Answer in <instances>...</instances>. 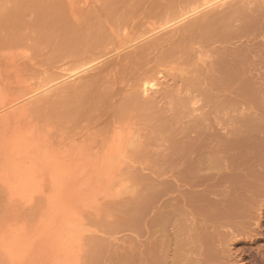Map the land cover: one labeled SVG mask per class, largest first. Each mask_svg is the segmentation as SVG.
<instances>
[{
	"label": "rangeland",
	"instance_id": "rangeland-1",
	"mask_svg": "<svg viewBox=\"0 0 264 264\" xmlns=\"http://www.w3.org/2000/svg\"><path fill=\"white\" fill-rule=\"evenodd\" d=\"M203 1L0 0V106L15 101L0 107V176L17 125L36 128L47 144L39 151L91 165L73 195L76 264H264V0H223L170 24ZM235 49L249 51L247 68ZM74 68L84 72L63 85ZM7 191L0 186V240L49 209L46 196L25 206Z\"/></svg>",
	"mask_w": 264,
	"mask_h": 264
},
{
	"label": "bare ground",
	"instance_id": "bare-ground-1",
	"mask_svg": "<svg viewBox=\"0 0 264 264\" xmlns=\"http://www.w3.org/2000/svg\"><path fill=\"white\" fill-rule=\"evenodd\" d=\"M205 1H207V2H205ZM208 1H210V2H208ZM211 1H214V0H204L202 3H200V4H198L197 5V7L198 8H196V6H195V8H193V9H188L187 11H184L182 14H179V16L176 18V20L177 21H172L170 24L171 25H174V24H176V23H180V21H182V20H186L187 19V17L189 18L191 15H195V14H198V13H200V9H203L202 7L203 6H205V7H207V6H209L210 8H211V4H212V6L214 5H219L220 3H222L223 2V0H216V1H214V2H211ZM226 1V0H225ZM246 1V0H245ZM250 1V0H249ZM157 2V1H156ZM244 2V1H243ZM205 3V4H204ZM155 4V3H154ZM160 4V3H159ZM163 4V3H162ZM167 4V3H166ZM175 4V3H174ZM204 4V5H203ZM245 4V3H244ZM199 5H202V6H199ZM250 5V4H249ZM184 6V5H183ZM169 7V6H168ZM185 7H187V6H185ZM191 7V6H190ZM205 7H204V9H205ZM208 7V8H209ZM263 7V6H262ZM200 8V9H199ZM216 8V7H215ZM198 9V11H195V10H197ZM207 9V8H206ZM213 9V8H212ZM211 9V10H212ZM217 9V8H216ZM186 10V9H185ZM208 10V9H207ZM215 10V9H214ZM151 11V10H150ZM168 11V10H167ZM181 11V10H180ZM204 11V10H203ZM251 11V10H250ZM198 12V13H197ZM242 12V11H241ZM254 12V11H253ZM150 13V12H149ZM205 13V12H204ZM264 13V12H263ZM167 14V13H166ZM165 14V15H166ZM201 14V13H200ZM206 14V13H205ZM258 14V13H257ZM256 14V15H257ZM248 15V14H247ZM253 15V14H252ZM175 16V15H174ZM177 16V15H176ZM205 16V15H204ZM238 16V15H237ZM259 16V15H258ZM196 17V16H195ZM201 17V16H200ZM206 18V17H205ZM214 18V17H213ZM218 18V17H217ZM216 18V19H217ZM241 18V17H240ZM172 19H173V17H172ZM190 19V18H189ZM219 19H221L220 17H219ZM244 19V18H243ZM168 20V19H167ZM174 20V19H173ZM188 20V19H187ZM186 20V21H187ZM214 20H215V18H214ZM185 21V22H186ZM223 21V20H222ZM252 21V20H251ZM257 21V20H256ZM163 22V21H162ZM168 22V21H167ZM221 22V21H220ZM226 22V21H225ZM241 22V21H240ZM250 22V21H249ZM166 23V22H165ZM178 23V24H179ZM183 23V22H182ZM216 23H218V21L216 22ZM229 23V22H228ZM231 23V22H230ZM247 23V22H246ZM261 23V22H260ZM167 25L166 26H168V23H166ZM170 24H169V26H170ZM199 24V23H198ZM203 24V23H202ZM206 24H207V22H206ZM220 24V23H219ZM254 24H255V22H254ZM197 25V24H196ZM195 25V26H196ZM200 25V24H199ZM198 25V26H199ZM245 25V24H244ZM249 25H251V24H249ZM262 25V24H261ZM76 26V25H75ZM157 26V25H156ZM159 26H161L160 24H159ZM168 26V27H169ZM200 26H202V25H200ZM207 26V25H206ZM215 26H217L216 24H215ZM223 26V25H222ZM254 26H256V25H254ZM259 26H260V24H259ZM163 27V26H162ZM161 27V28H162ZM164 27H165V25H164ZM167 27V28H168ZM209 27V26H208ZM244 27V26H243ZM248 26H246V28H247ZM251 27H253V26H251ZM258 27V26H257ZM79 28V27H78ZM153 28V27H152ZM172 28V27H171ZM202 28V27H201ZM200 28V29H201ZM255 28V27H254ZM70 29V28H69ZM147 29V28H146ZM160 28H156V30L154 29V31L153 32H150L151 34L152 33H156V32H158V30H159ZM163 29V28H162ZM176 30V29H175ZM220 30H221V28H220ZM227 30V29H226ZM240 30V29H239ZM252 29H250V30H248V31H251ZM254 30V29H253ZM253 30H252V32L251 33H253ZM259 30V29H258ZM146 31V30H145ZM216 31V30H215ZM242 31L243 30H241V31H238V34H239V32H241L242 33ZM244 31H245V33L244 34H247L246 32H248L247 30H245L244 29ZM243 31V32H244ZM144 31H142V33H143ZM147 32V31H146ZM171 32V31H170ZM222 32V31H221ZM221 32H220V36H221ZM137 33V32H136ZM163 33V32H162ZM226 33H229V32H226ZM260 33V32H259ZM151 34H149V35H151ZM158 34V33H157ZM204 34V33H203ZM237 35V36H233V35ZM238 34L237 33H233V34H223L224 35V37L223 38H225L226 36L225 35H228V37L229 36H231L232 37V39L234 40V38L236 37H238ZM243 33L242 34H239V35H242V37H244L245 35H244ZM136 35V34H135ZM213 35H215V34H213ZM212 35V36H213ZM244 35V36H243ZM254 35V34H253ZM260 35V34H259ZM259 35H257V36H259ZM130 36V35H129ZM141 36V35H140ZM153 36V35H152ZM247 37L249 36L248 34L246 35ZM245 36V37H246ZM256 36V37H257ZM230 37V38H231ZM234 37V38H233ZM240 37V36H239ZM238 37V38H239ZM253 37V36H252ZM143 38V37H142ZM155 38V37H154ZM200 38V37H199ZM210 38V37H209ZM221 38H222V36H221ZM229 38V39H230ZM241 38V37H240ZM254 39H255V37H253ZM152 39L153 38H151V40L150 41H152ZM187 39V38H186ZM215 39V38H214ZM217 39V38H216ZM229 39H226L227 40V43H229L230 42V40ZM231 39V40H232ZM242 39V38H241ZM240 39V40H241ZM257 39V38H256ZM148 40H149V38H148ZM193 40V39H192ZM196 40V39H195ZM221 40V39H220ZM225 40V39H224ZM228 40H229V42H228ZM236 40V39H235ZM237 40H239V39H237ZM236 40V41H237ZM239 40V41H240ZM245 40H246V38H245ZM245 40L243 41V43L245 44L246 42H245ZM248 40V39H247ZM246 40V41H247ZM250 40V39H249ZM258 40V39H257ZM131 41H133V39L131 40ZM134 41H135V39H134ZM198 41V40H197ZM218 41V40H217ZM236 41H235V43H236ZM253 41V40H252ZM251 41V42H252ZM136 42V41H135ZM224 42V41H223ZM222 42V43H223ZM234 42V41H233ZM232 42V43H233ZM249 42V41H248ZM247 42V43H248ZM256 42V41H255ZM151 43V42H150ZM186 43H187V41H186ZM219 44H220V46H221V44L222 43H220V42H218ZM242 43V40L240 41V43H239V45L240 44H243ZM253 43V42H252ZM134 44V43H133ZM137 44V43H136ZM155 44V43H154ZM205 44V43H204ZM213 44H215V43H213ZM225 44H226V42H225ZM238 44V43H237ZM243 44V45H244ZM256 44V43H255ZM262 44V43H261ZM138 45V44H137ZM185 45V44H184ZM203 45V44H202ZM223 45V44H222ZM227 45V44H226ZM229 45H232L231 43H229ZM234 45H236V44H234ZM238 45V46H239ZM242 45V46H243ZM248 45H249V43H248ZM135 46V45H134ZM228 46V45H227ZM226 46V47H227ZM237 46V47H238ZM245 46V45H244ZM129 47V46H128ZM246 47V46H245ZM255 46L253 45V48H254ZM113 48V47H112ZM133 48V47H132ZM218 48V47H217ZM225 48V47H224ZM229 48V47H228ZM232 48V47H231ZM230 48V49H231ZM255 48H257V47H255ZM259 48V47H258ZM145 49V48H144ZM219 49V48H218ZM234 49V48H233ZM147 50V49H146ZM211 50V49H210ZM217 50V49H216ZM221 50V49H220ZM226 50V49H225ZM236 50V49H235ZM235 50H234V52H235ZM245 50V49H244ZM244 50H242L243 52V56H242V53H240L241 52V50L240 51H238L237 52V50H236V52L238 53L237 54V56L239 57V59H242V60H240V63L242 64V61L245 59V60H247V57L246 56H248V55H246L245 53H248V52H245ZM252 50V49H251ZM117 51V50H116ZM134 51V50H133ZM138 51V50H137ZM186 51V50H185ZM230 51H232V50H230ZM99 52V51H98ZM135 52V51H134ZM188 52H189V50H188ZM193 52V51H192ZM225 52H229L228 50H226ZM251 52V51H250ZM255 52H256V54H254L256 57L257 56H259L258 54H257V51L255 50ZM263 52V51H262ZM94 53V52H93ZM105 53V52H104ZM140 53H141V51H140ZM232 54H233V51L231 52ZM231 53H229V54H231ZM241 54V57H243V58H241L239 55ZM259 53V52H258ZM113 54V53H112ZM121 54V53H120ZM196 54V53H195ZM217 54V53H216ZM228 54V55H229ZM251 54H252V52H251ZM109 55H111L110 53H109ZM117 55V54H116ZM186 55V54H185ZM190 55V54H189ZM197 55V54H196ZM206 55V54H205ZM204 55V56H205ZM227 55V54H226ZM226 55H225V58H226ZM262 55H264V54H262ZM191 56V55H190ZM209 56V55H208ZM208 56H206V57H208ZM220 56H221V54H220ZM223 56V55H222ZM222 56L220 57V58H222ZM231 56V55H230ZM237 56H236V58L235 59H237ZM249 56H250V54H249ZM252 56V55H251ZM116 57V56H115ZM186 57H188V56H186ZM228 57V56H227ZM234 57H235V55H234ZM245 57V58H244ZM88 58V57H87ZM96 58V57H95ZM90 59L89 60V62L87 61V62H85L84 64H83V62H82V65H80L81 67L84 65V68L82 67L81 69L83 70V69H85L86 67H89V66H93V65H95L96 63V59ZM110 58V57H109ZM194 58V57H193ZM192 58V59H193ZM231 58V57H230ZM232 58H233V56H232ZM249 58V57H248ZM251 58H253V57H251ZM261 58V57H260ZM259 58V59H260ZM125 59V58H124ZM234 59V61H235V63H237L238 62V64H240L239 63V59H238V61L236 62V60ZM256 59V58H255ZM258 59V58H257ZM87 60V59H86ZM98 60V59H97ZM100 60V59H99ZM121 60V59H120ZM233 60V59H232ZM231 60V61H232ZM250 60V59H249ZM253 60V59H252ZM80 61H82V60H80ZM84 61V60H83ZM190 61V60H189ZM188 61V62H189ZM229 61H230V59H229ZM234 61L233 62H231L232 64H235L234 63ZM218 62V61H217ZM220 62V61H219ZM224 62V61H223ZM244 62V67H246V65L248 66V60H247V62L246 61H243ZM245 62H246V65H245ZM251 62V61H250ZM249 62V64H252V63H250ZM253 62H256V60H253ZM257 62H258V60H257ZM77 63H79V62H77ZM87 63V64H86ZM89 63H90V65H89ZM98 63H100V62H98ZM112 63V62H111ZM225 63H228V62H225ZM224 63V64H225ZM201 64V63H200ZM218 64V63H217ZM216 64V65H217ZM222 64V63H221ZM85 65H86V67H85ZM189 65V64H188ZM202 65V64H201ZM226 65V64H225ZM237 65V64H236ZM235 65V66H236ZM243 65H240L241 66V69H243ZM253 65V64H252ZM252 65H251V67H252ZM80 66H79V68H80ZM96 66V65H95ZM197 66V65H196ZM207 66H209V65H207ZM218 66V65H217ZM227 67H228V65H226ZM225 66V67H226ZM230 66V65H229ZM233 66V65H232ZM150 67V66H149ZM152 67V66H151ZM193 67V66H192ZM221 67V66H220ZM237 68L239 67V66H236ZM235 67V70H239V69H237ZM76 69L78 68V67H75ZM74 68V69H75ZM189 68V67H188ZM204 68V67H203ZM247 68V67H246ZM250 68V67H249ZM75 69V70H76ZM81 69L79 70L78 69V71L76 70H74L73 72H71V73H67V74H65L64 73V75H62L61 76V82L62 83H64V82H66V81H68V83H69V81H73V80H76V78L77 77H80L79 75H81L82 74V72H84V71H82V72H80L81 71ZM87 69H89V68H87ZM87 69H85V71L87 70ZM91 69V68H90ZM217 69H219V68H217ZM225 69H227V68H225ZM225 69H224V72L222 73V71L220 70V72L222 73V74H225L226 72H230V71H226L225 72ZM232 69V68H231ZM251 69V68H250ZM229 70H230V68H229ZM234 72H232V74H234L235 73V75L238 73L239 74V71L237 72V71H235L234 70V67H233V69H232ZM190 71V70H189ZM213 71V70H212ZM216 71V70H215ZM249 71V70H248ZM251 71V70H250ZM68 72V71H67ZM196 72V71H195ZM219 72V73H220ZM237 72V73H236ZM241 72H243V70L241 71ZM263 72V71H262ZM81 73V74H80ZM214 73V72H213ZM216 73V72H215ZM227 73V74H228ZM231 74V75H232ZM238 74L236 75V76H238ZM250 74H251V72H250ZM152 75V74H151ZM179 75V74H178ZM200 75V74H199ZM210 75V74H209ZM229 75H230V73H229ZM239 75H241V73L239 74ZM252 76H253V74H251ZM203 76V75H202ZM217 76V75H216ZM226 76V75H225ZM228 76V75H227ZM248 76V75H247ZM245 77V78H248V77ZM258 76H261V75H258ZM55 78V77H54ZM147 78V77H146ZM241 78V77H240ZM239 77H238V79H240ZM78 79V78H77ZM203 79V78H202ZM222 79V78H221ZM225 79V81L227 80L226 79V77L224 78ZM237 79V78H236ZM242 79H244V78H242ZM241 79V80H242ZM250 79V78H249ZM257 79V78H256ZM260 79V78H259ZM155 80H157V79H155ZM190 80H192V79H190ZM213 80V79H212ZM218 80V79H217ZM231 80V79H230ZM261 80V79H260ZM56 81V80H55ZM59 81V79L57 80V82ZM149 81V80H148ZM152 81V80H151ZM151 81L150 82H147V83H144L143 82V85L144 86H142L143 88V90L142 91H144L143 92V94L144 93H146V92H149L150 90H152L153 88L152 87H154L155 86V84L152 82L151 83ZM158 81V80H157ZM208 81V80H207ZM224 81V80H223ZM233 81V80H232ZM236 81V80H235ZM248 81V80H247ZM51 82H52V80H51ZM215 82H216V80H215ZM227 82V81H226ZM230 82V81H229ZM234 82V81H233ZM52 83H54V82H52ZM56 83V82H55ZM60 82H58V84H59ZM67 83V82H66ZM67 83V84H68ZM142 83V82H141ZM156 83V82H155ZM201 83V82H200ZM211 83V82H210ZM214 83V82H213ZM218 83H220V81L218 82ZM230 83H232V82H230ZM230 83H228V84H230ZM245 83V82H244ZM192 84V83H191ZM227 84V83H226ZM227 84V85H228ZM234 84V83H233ZM246 84V83H245ZM263 84V83H262ZM49 85H52L51 83H49ZM56 85V84H55ZM63 85H65V83L63 84ZM176 85H177V83H176ZM184 85V84H183ZM193 85V84H192ZM225 85V84H224ZM46 86V85H45ZM58 86V85H57ZM61 86V85H60ZM167 86H169V85H167ZM178 86V85H177ZM180 86V85H179ZM189 86V85H188ZM191 86V85H190ZM189 86V87H190ZM239 86V85H238ZM47 87H48V85H47ZM61 87H64V86H61ZM157 87V86H156ZM195 87V86H194ZM205 87V86H204ZM214 87V86H213ZM223 87V86H222ZM243 87V86H242ZM38 88V87H37ZM42 88V87H41ZM41 88H39V89H41ZM43 88H44V86H43ZM42 88V89H43ZM53 88V87H52ZM180 88V87H179ZM191 88V87H190ZM193 88V87H192ZM202 88V87H201ZM207 88V87H206ZM231 88H233V86L231 87ZM38 89V90H39ZM45 89V88H44ZM51 88L49 87V90H50ZM55 89H56V87H55ZM156 89V88H155ZM184 89V88H183ZM226 89H228V88H225V90ZM238 89H241V87L239 88L238 87ZM37 89H35V91H36ZM37 90V91H38ZM129 90V89H128ZM194 90V89H193ZM199 90V89H198ZM220 90V89H219ZM222 90H224V89H222ZM235 90V89H234ZM243 90V89H242ZM260 90V89H259ZM32 91H34V90H32ZM45 91H47V89H45ZM61 91V90H60ZM155 91V90H154ZM205 91V90H204ZM244 91V90H243ZM248 91V90H247ZM43 92V91H42ZM141 92V91H140ZM180 92H181V90H180ZM184 92V91H183ZM186 92V91H185ZM192 92V91H191ZM198 92V91H197ZM142 93V92H141ZM188 93V92H187ZM237 93H238V91H237ZM245 93V92H244ZM262 93H263V91H262ZM27 94V93H26ZM32 94L34 95L35 94V92L33 93L32 92ZM38 94H39V92H38ZM37 94V95H38ZM133 94V93H132ZM135 94V93H134ZM192 94H194V93H192ZM31 95V94H30ZM36 95V94H35ZM136 95V94H135ZM148 95H149V93H148ZM147 95V96H148ZM205 95H206V93H205ZM218 95V94H217ZM252 95V94H251ZM257 95V94H256ZM258 95H260V94H258ZM24 96V95H23ZM27 95H25V97H26ZM146 96V95H145ZM156 96H157V94H156ZM155 96V97H156ZM171 96V95H170ZM188 96V95H187ZM190 96H192V95H190ZM211 96V95H210ZM238 96V95H237ZM242 96V95H241ZM3 97V96H2ZM25 97H23V98H25ZM143 97V96H142ZM150 97V96H149ZM159 97V96H158ZM167 97V96H166ZM213 97V96H212ZM218 97V96H217ZM245 97V96H244ZM23 98H21V99H23ZM133 97H131V99H132ZM145 98V97H144ZM211 98V97H210ZM20 99V98H19ZM148 99V98H147ZM152 99V98H151ZM157 99V98H156ZM244 99V98H243ZM1 100V99H0ZM153 100V99H152ZM131 101V100H130ZM163 101H164V99H163ZM199 101H200V99H199ZM3 102V101H2ZM5 102V103H4ZM3 102V104L0 106L1 108L2 107H6V106H8V105H10V103L11 102H13V101H11L9 104L8 103H6V101H4ZM15 102V101H14ZM13 102V103H14ZM20 102V101H19ZM24 102V101H23ZM20 103H22V102H20ZM138 103V102H137ZM167 103V102H166ZM174 103V102H173ZM178 103V102H177ZM242 103V102H241ZM17 104H19V103H17ZM126 104V103H125ZM131 104V103H130ZM160 104V103H159ZM161 104H162V102H161ZM176 104V103H175ZM243 104V103H242ZM129 105V104H128ZM132 105V104H131ZM173 105V104H172ZM13 106V105H12ZM138 106H139V104H138ZM21 107V109L20 110H23L22 108H24V105H21L20 106ZM126 107H128V106H126ZM160 107V106H159ZM132 108H134V107H132ZM124 109V108H123ZM153 109V108H152ZM199 109H200V107H199ZM202 109V108H201ZM163 110V109H162ZM136 111V110H135ZM140 111V110H139ZM169 111V110H168ZM8 112V111H7ZM161 112V111H160ZM160 112H158V113H160ZM5 113V112H4ZM6 114V113H5ZM2 115V114H1ZM4 115V114H3ZM158 115V114H157ZM6 117H7V115H6ZM163 117H164V115H163ZM1 118V117H0ZM160 120V119H159ZM6 121V120H5ZM21 122V121H20ZM164 124H166V123H164ZM163 125V124H162ZM6 126V125H5ZM18 126H20V125H17L16 127L14 126V128L13 129H15V131L17 130V133H18V131H19V133H18V135L17 136H14V138L11 140V137H9L10 138V142H8V145L6 146V144H7V142L5 143V146H6V148L3 150L4 152H5V157L3 156L2 157V155H1V158L3 159V158H5V167L7 166V164H8V166H9V170L7 169V168H4V169H7L6 170V173H5V175H7V176H5L4 175V173L0 176V186L1 187H4V188H7L8 189V191L7 192H10V198H11V200L13 201V202H15L16 204H18V203H23L24 205L25 204H27V206H28V204H33L32 202L33 201H35V199H36V201L38 200L37 198H41V197H44L45 198V196H46V198L45 199H47V204H48V215H47V217H45L46 215H44V213L46 212H44L43 213V215H42V217H39L40 218V221L42 220V218H45V221L46 222H44V223H42L41 222V224H40V221L37 223L36 221H34L33 222V225L32 226H34V224H35V222L37 223L36 224V226L34 227V228H32V226L31 225H29V228L27 227H25L26 228V230L25 229H22V228H24V226H22L21 227V229H16V231H15V229H14V231H12L11 233H14V234H10V235H12L11 236V238L10 237H3L1 240H0V254H1V261L3 262V263H5L4 261H6L7 259H8V264H76L77 262L75 261V260H77V259H75V260H72L75 256H73V253H76L77 251H78V249H76V245H77V247H78V245H79V243H78V241L77 240H75V232H76V224H75V221L76 220H78L79 218H80V216H81V211L80 212H76V211H78V210H75V209H77V208H75L74 209V204H73V199L75 198L74 196H76L75 194V192H76V187L78 186L77 184H76V182L78 181L77 179H78V177H81V176H79V175H83V176H85V175H88V173H89V171H90V167H91V165H90V167L89 166H84V169H81V166L80 165H76V164H73V162H74V160H75V158L74 159H72V158H64L63 160L62 159H60L57 155H54V154H52L51 153V151L49 150V149H47L46 151H44V152H46V153H44L42 150H40L39 151V149L38 148H40V144H41V142H40V144L38 143L39 142V139H36V140H38V141H36L35 140V138H36V136H37V133H35V131H36V128H35V130H32L33 129V127H30V131L32 130V132H34V133H32V132H29V129H27V127H26V129L27 130H25V126H26V124L24 125V127H22L23 128V130H25L26 132L24 133V134H22L23 133V131H21L22 129H19V127ZM23 126V125H22ZM38 126V125H37ZM18 127V128H17ZM165 127V126H164ZM5 128V127H4ZM17 128V129H16ZM130 128V127H129ZM12 129V130H13ZM19 129V130H18ZM120 129V128H119ZM127 129H128V127H127ZM15 131H11V133H14ZM27 131H28V133L29 134H26L27 133ZM127 131V130H126ZM125 131V132H126ZM129 132H131L130 131V129L128 130ZM127 131V132H128ZM22 132V133H21ZM37 132V131H36ZM123 132V131H122ZM126 132V133H127ZM11 133H10V135H11ZM132 133V132H131ZM131 133H130V135H131ZM36 135V136H33V135ZM9 135V136H10ZM121 135V138H122V136H123V134H120ZM126 135H128V134H126ZM251 135V134H250ZM254 136V135H253ZM13 137V136H12ZM35 137V138H34ZM38 138V137H37ZM126 138V137H125ZM131 138V137H130ZM239 138V137H238ZM247 138V137H246ZM251 138V137H250ZM7 139H8V137H7ZM6 139V140H7ZM40 139H42V138H40ZM124 139V138H123ZM42 140H44V139H42ZM46 140V139H45ZM166 141V140H165ZM232 141V140H231ZM246 141H247V139H246ZM5 142V141H4ZM124 142H125V139H124ZM143 142V141H142ZM249 142V141H248ZM251 142V141H250ZM38 143V144H37ZM256 143V142H255ZM42 144H44L45 145V147H43L44 145H42ZM41 145V148L40 149H42V148H44L43 150H45L46 149V142L45 143H42ZM236 144V143H235ZM249 144V143H248ZM253 144V143H252ZM226 145H232L233 146V142H231V144H230V141L228 142L227 141V143H226ZM237 145H239L238 144V141H237ZM246 145V144H245ZM261 145V144H260ZM259 145V146H260ZM264 145V144H263ZM3 146V145H2ZM39 146V147H38ZM229 146H227L228 148H229ZM252 146V145H251ZM1 147V146H0ZM4 147V146H3ZM225 147V146H224ZM223 147V148H224ZM244 147V146H243ZM243 149V148H242ZM256 149V148H255ZM0 150H1V148H0ZM48 150L50 151V153L48 152ZM239 150H241V148L239 149ZM41 151L43 152V153H41ZM227 151V150H226ZM230 151V150H229ZM228 151V152H229ZM252 151V150H251ZM262 151V150H261ZM48 152V153H47ZM255 152V151H254ZM1 153V152H0ZM232 153V152H231ZM110 153H108V154H105V155H109ZM104 155V156H105ZM258 155H260V154H258ZM106 157H109V158H111V156H106ZM105 157V158H106ZM233 157V156H232ZM255 158H256V156H255ZM260 158V157H259ZM262 158H264V157H262ZM1 159V160H2ZM243 159V158H242ZM261 159V158H260ZM262 160V159H261ZM4 161V160H3ZM238 161V160H237ZM241 161V160H240ZM263 161V160H262ZM243 162V161H242ZM247 162V161H246ZM256 162H258V160H256ZM0 163H1V161H0ZM86 164V163H85ZM253 164V163H252ZM260 164V163H259ZM88 165V164H87ZM235 165H236V163H235ZM248 165V164H247ZM251 165V164H250ZM257 165V164H256ZM3 166V165H2ZM7 166V167H8ZM83 166V165H82ZM241 166V165H240ZM73 167V168H72ZM87 167H89V168H87ZM229 167V166H228ZM239 167V166H238ZM222 168V167H221ZM255 168V167H254ZM259 168V167H258ZM250 169V168H249ZM45 170H47V172L49 171V173H47ZM226 170V169H225ZM245 170V169H244ZM45 171V172H44ZM220 171V170H219ZM250 171V170H249ZM7 172H8V174H7ZM255 172V171H254ZM47 173V174H46ZM253 173V172H252ZM256 173V172H255ZM259 173V172H258ZM90 175V174H89ZM227 175V174H226ZM242 175V174H241ZM82 176V177H83ZM222 176V175H221ZM224 176V175H223ZM229 176V175H228ZM237 176V175H236ZM254 176V175H253ZM260 176V175H259ZM264 176V175H263ZM245 177V176H244ZM243 177V178H244ZM220 178V177H219ZM228 178V177H227ZM242 178V177H241ZM80 180H81V178H79ZM84 179V178H83ZM236 179V178H235ZM219 180V179H218ZM230 180V179H229ZM243 179H241V181H242ZM245 180V179H244ZM200 181V180H199ZM208 181V180H207ZM222 181V180H221ZM223 181H224V179H223ZM232 181H234V180H232ZM250 181V180H249ZM239 182V181H238ZM78 184H79V181L77 182ZM80 183H82V182H80ZM213 184V183H212ZM219 184V183H218ZM224 184V183H223ZM227 184V183H226ZM230 184V183H229ZM206 185V184H205ZM80 186H81V184H80ZM85 186V185H84ZM255 186V185H254ZM82 187V186H81ZM243 187V186H242ZM252 188V187H251ZM205 189V188H204ZM242 189V188H241ZM246 189V188H245ZM264 189V188H263ZM5 190V189H4ZM78 190V189H77ZM251 190V189H250ZM203 191V190H202ZM201 191V192H202ZM241 192V191H240ZM75 193V194H74ZM78 193H79V191H78ZM233 193V192H232ZM235 193V192H234ZM74 195V196H73ZM74 197V198H73ZM79 200V199H78ZM77 200V201H78ZM35 201V202H36ZM34 202V203H35ZM225 202V201H224ZM236 202V201H235ZM234 202V203H235ZM43 203H45V202H43ZM81 202H79V204H80ZM229 203L230 202H228L227 204L229 205ZM240 203H242L241 201H240ZM247 203V202H246ZM79 204L77 205L78 207H79ZM82 204V203H81ZM224 204V203H223ZM232 204V203H231ZM245 204V203H244ZM19 205V204H18ZM22 205V204H21ZM20 205V206H21ZM31 205H29V206H31ZM59 205V206H58ZM76 205V204H75ZM226 205V204H225ZM227 205V206H228ZM242 205V204H241ZM248 205V204H247ZM26 206V205H25ZM45 206H46V203H45ZM74 206V207H73ZM81 206V205H80ZM226 206V207H227ZM234 206V205H233ZM47 207V206H46ZM82 207V206H81ZM74 210H73V209ZM217 208V207H216ZM240 208V207H239ZM242 208V207H241ZM246 208V207H245ZM233 209H235V207L233 208ZM219 210V209H218ZM238 210V209H237ZM50 211V212H49ZM73 211V212H72ZM224 211V210H223ZM222 212V211H221ZM234 212V211H233ZM221 214V213H220ZM231 214V213H230ZM229 214V215H230ZM227 215V214H226ZM8 219H10V218H8ZM44 220V219H43ZM42 220V221H43ZM6 221V220H5ZM8 221V220H7ZM39 224V225H38ZM31 226V227H30ZM30 228H32V229H30ZM27 229H30L31 230V232H27V231H29V230H27ZM75 251V252H74ZM2 253H4V254H2ZM6 256L7 257V259H4L3 258V256ZM76 255V254H75ZM72 256H73V258H72ZM78 256V255H77ZM76 256V257H77ZM4 260V261H3ZM7 264V263H6Z\"/></svg>",
	"mask_w": 264,
	"mask_h": 264
}]
</instances>
